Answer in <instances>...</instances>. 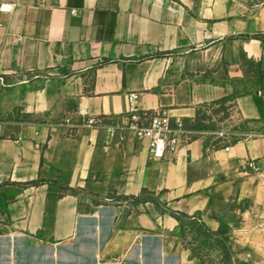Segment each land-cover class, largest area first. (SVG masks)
Wrapping results in <instances>:
<instances>
[{
    "label": "crops",
    "instance_id": "crops-1",
    "mask_svg": "<svg viewBox=\"0 0 264 264\" xmlns=\"http://www.w3.org/2000/svg\"><path fill=\"white\" fill-rule=\"evenodd\" d=\"M7 2L0 264H198L173 216L217 227L227 176L264 168V136L219 146L188 126L229 99L243 121L264 122V0ZM132 93L183 122L176 154L154 159L135 137ZM82 111L98 123L83 126ZM144 195L161 208L117 199Z\"/></svg>",
    "mask_w": 264,
    "mask_h": 264
},
{
    "label": "rangeland",
    "instance_id": "rangeland-1",
    "mask_svg": "<svg viewBox=\"0 0 264 264\" xmlns=\"http://www.w3.org/2000/svg\"><path fill=\"white\" fill-rule=\"evenodd\" d=\"M253 75L254 70L252 79ZM256 89L257 85L252 84L251 91ZM188 127L204 133L208 141L219 146L264 136V122L243 121L236 101L230 99L220 100L218 107L201 113ZM228 179L230 187L217 227L208 226L198 216L175 215L176 231L198 264H264V168L259 172L242 168ZM147 198L161 208L155 197H117L127 206Z\"/></svg>",
    "mask_w": 264,
    "mask_h": 264
},
{
    "label": "built area",
    "instance_id": "built-area-1",
    "mask_svg": "<svg viewBox=\"0 0 264 264\" xmlns=\"http://www.w3.org/2000/svg\"><path fill=\"white\" fill-rule=\"evenodd\" d=\"M12 2L0 5L2 13L10 14L14 10ZM124 113L129 120V128L135 137L147 144L149 154L157 160H164L176 154L185 141L186 130L181 120L172 121V118L163 112L150 114L139 107L137 94H129L124 100ZM84 118L83 126H95L98 121L85 112H80ZM62 125H71L72 120L61 122ZM223 137L224 135L221 134ZM228 151L229 148H226ZM250 170L259 172L260 168L253 161L248 164Z\"/></svg>",
    "mask_w": 264,
    "mask_h": 264
}]
</instances>
